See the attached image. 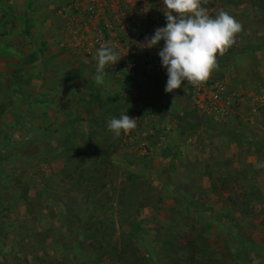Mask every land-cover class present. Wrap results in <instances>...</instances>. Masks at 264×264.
<instances>
[{
  "label": "rangeland",
  "instance_id": "rangeland-1",
  "mask_svg": "<svg viewBox=\"0 0 264 264\" xmlns=\"http://www.w3.org/2000/svg\"><path fill=\"white\" fill-rule=\"evenodd\" d=\"M59 2L39 5L37 48L30 18L20 33L16 17L8 31L0 15V264H264V91L256 100L236 90L240 114L221 124L195 108L185 83L155 90L161 112L128 110L151 95L148 81L89 97L49 55ZM224 4L204 5L218 14ZM230 4L246 28L217 55L214 81L228 60L264 59V0ZM122 114L137 127L115 137L108 122Z\"/></svg>",
  "mask_w": 264,
  "mask_h": 264
},
{
  "label": "built area",
  "instance_id": "built-area-1",
  "mask_svg": "<svg viewBox=\"0 0 264 264\" xmlns=\"http://www.w3.org/2000/svg\"><path fill=\"white\" fill-rule=\"evenodd\" d=\"M202 6L215 17L211 7ZM58 13L64 19L69 48L97 62V51L106 44L122 57L116 65L105 67L111 79L152 80L160 87L167 83V71L158 55L164 42L151 49L137 43L143 44L157 28L166 26L163 0H69ZM187 85L195 108L214 123H224L236 113L240 95L226 77Z\"/></svg>",
  "mask_w": 264,
  "mask_h": 264
},
{
  "label": "clouds",
  "instance_id": "clouds-1",
  "mask_svg": "<svg viewBox=\"0 0 264 264\" xmlns=\"http://www.w3.org/2000/svg\"><path fill=\"white\" fill-rule=\"evenodd\" d=\"M207 0H163L166 26L157 28L151 37H146L141 48L151 49L164 42L158 55L167 71L165 91L172 93L184 82L193 86L205 83L219 65L217 55L224 53L235 43L242 25L226 11L214 18L203 7ZM97 68L94 80L104 82L106 66L116 65L121 56L112 46L102 44L97 51ZM138 119L122 114L108 122V129L119 137L137 127ZM264 168V162L256 164Z\"/></svg>",
  "mask_w": 264,
  "mask_h": 264
},
{
  "label": "crops",
  "instance_id": "crops-1",
  "mask_svg": "<svg viewBox=\"0 0 264 264\" xmlns=\"http://www.w3.org/2000/svg\"><path fill=\"white\" fill-rule=\"evenodd\" d=\"M43 1L42 0H0V15L2 17L1 24H3L4 29L8 31H14L15 29L12 27L11 21L13 17H16V22H14L17 28L16 32H20V33L22 31L26 32L27 25L25 26V21L30 18L29 21L32 24L31 44L33 45V48H37L41 44L39 37V26H40V18H41L40 14L43 13L42 12L43 10L40 9L42 8L45 9L46 3H43V5L41 6L39 5ZM68 1L69 0H61V2L58 3V5L60 6L58 7L57 10L65 6L68 3ZM232 1L234 0H223L225 4L222 6V9L228 12L231 16H233L238 22H240L243 30L246 28L244 18H242V16L239 15L238 13L231 10V7L233 6L230 3ZM11 2H13L12 5L10 4ZM23 2L24 4H22ZM239 3H240V7L243 8L248 7V0H239ZM52 10H53L52 7L47 8L46 13H44V15H47L46 17H48L50 15V12H52ZM216 15L217 14H215V16ZM47 24L48 25L46 30L48 31V34L51 38L50 43H48L49 47L51 48L49 55L53 57L52 60L54 61L55 72L56 73L58 72V74H60L62 71L64 75V80L74 81L75 79L80 77L81 80L86 81L88 87L84 91L87 96L89 97L93 96L94 98H96L97 95H99V92H101L100 96L106 98L109 97V93H111L110 88H113L114 92L115 91L119 92L121 90V87L125 86L129 88L130 91H132L133 87H135V84H138V87H142L143 85L142 82H147V81L150 82L147 83V86H150L152 88L150 90V94H151L150 96H155V90H158V88L161 90L165 88L157 85L153 86L151 84L152 83L151 80H136L137 82L140 83H135L134 81L116 82L113 81L108 74L105 76L104 82L102 84H97L96 81L94 80V76L96 75V73L92 69L94 66L97 67V62L95 59L86 57L81 52L71 47L70 48L66 47V49L64 48L61 49V47H58L57 43L61 38H63V40L65 41L64 42L65 46L67 45L64 19L58 13V11H56L55 15L52 16V20L48 21ZM2 28L0 29L2 30ZM23 41L27 42L26 39L24 40V38L21 37L20 42L24 46L25 44L23 43ZM233 46L234 45H232L229 49L234 50ZM228 50L226 52H230ZM249 61H250L249 57H243V56L237 57L236 59L231 61L228 60L227 69L229 72L227 71L228 76L225 77L228 79V82L232 86L234 91L237 90L240 94H244V97L246 99L248 96L249 98L255 97L254 99L258 100L259 97L262 95V92L264 91V89H262L264 87V59L262 57H259V59H257L255 63ZM146 89L147 88L145 85L144 90L146 91ZM253 89H259V90H253ZM251 92H253L255 95ZM147 94H149V92ZM116 95H118V93H116ZM254 110L255 109L252 108L251 111ZM236 114H240L239 110H237L236 113L232 116V118L231 117L230 118L233 119L234 116L235 117L237 116Z\"/></svg>",
  "mask_w": 264,
  "mask_h": 264
},
{
  "label": "trees",
  "instance_id": "trees-1",
  "mask_svg": "<svg viewBox=\"0 0 264 264\" xmlns=\"http://www.w3.org/2000/svg\"><path fill=\"white\" fill-rule=\"evenodd\" d=\"M110 104L114 106V110H119L120 107L123 106V104H119L118 100L116 98H113L112 100H109ZM118 103V104H117ZM128 104V110L134 111L136 113H146V112H161L162 111V104L159 100H157L154 96H146L138 99L137 101L133 102H127ZM108 106V105H107ZM191 127H195V125H192L189 123ZM87 143L89 147L93 150V152L97 153L99 152V149L97 145L91 140L87 139Z\"/></svg>",
  "mask_w": 264,
  "mask_h": 264
}]
</instances>
